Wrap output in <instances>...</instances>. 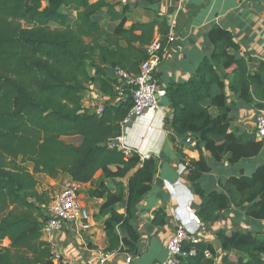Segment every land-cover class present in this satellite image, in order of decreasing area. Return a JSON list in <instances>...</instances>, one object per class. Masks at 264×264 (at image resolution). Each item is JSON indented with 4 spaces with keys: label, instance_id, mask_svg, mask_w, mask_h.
I'll return each mask as SVG.
<instances>
[{
    "label": "trees",
    "instance_id": "obj_1",
    "mask_svg": "<svg viewBox=\"0 0 264 264\" xmlns=\"http://www.w3.org/2000/svg\"><path fill=\"white\" fill-rule=\"evenodd\" d=\"M62 7L75 11L74 25ZM102 9L109 20L118 21L113 31L97 18ZM126 11L106 0H0V264H55L41 232L50 196L36 188L35 173L51 178L64 173L83 183L101 170L115 190L102 181L88 191L91 197H105L96 217L107 215L104 233L88 246L138 253L132 208L156 181L159 157L141 159L137 152L127 155L111 146L132 106L130 87L117 80L114 69L137 73L147 57L144 47L158 34L165 50L170 29L159 14L127 26ZM208 37L212 50L191 76L165 88L167 127L180 136L181 145L184 134L193 135L215 162L226 159L234 165L260 154L264 141L253 131L230 130L226 91L264 108V61L252 73L250 56L236 53L239 45L225 27L210 28ZM92 83L107 96L99 114L82 105L83 91ZM212 84L219 92L210 105H203ZM210 106L217 110L214 117ZM76 135L81 136L78 144L62 138ZM211 168L202 154L186 164V179L200 199L198 218L216 221L236 207L264 221V162L250 175L242 169L239 176H229L221 188L204 184L202 177ZM154 216V224L164 223L161 211ZM215 241L218 247L204 239L186 243L184 249L195 254L180 257L178 264H264V230H243L231 223L215 231Z\"/></svg>",
    "mask_w": 264,
    "mask_h": 264
},
{
    "label": "crops",
    "instance_id": "obj_2",
    "mask_svg": "<svg viewBox=\"0 0 264 264\" xmlns=\"http://www.w3.org/2000/svg\"><path fill=\"white\" fill-rule=\"evenodd\" d=\"M106 1L114 3L116 10L127 7L125 12L127 26L134 22L153 20L158 14L165 17L170 29L168 35L171 37L163 51L158 71L159 82L164 89L171 82L186 81L201 58L211 52L212 44L208 32L216 25L232 32L234 40L239 45L236 53H247L250 56L248 67L252 73L257 71L259 62L264 61V0ZM96 16L108 31H113L118 24V21H111L106 17L105 9L98 12ZM155 35L158 37V34ZM90 74H94L93 69L90 70ZM229 80L230 77L226 79V82ZM98 88L97 83L86 85L82 105H94L99 100L107 98L102 94L98 95L100 98L95 96L96 92H100ZM218 92L219 87L212 84L209 89L210 97L204 99L202 104L210 105L211 97ZM226 96L227 103L232 109L230 130L252 132L254 116L259 110L264 111V108L259 109L253 102L247 103L239 100L233 92L228 90ZM158 100V108L147 109L140 117L121 127L120 133L122 142L129 146L132 152H137L141 159L151 154L159 157L156 181L132 208V226L139 235L138 241L135 242L138 253L133 255V262L127 263L126 252L123 250L104 251L102 247L89 248L88 246L92 238L104 233V221L107 217V215L96 217L105 197H91L88 191L97 187L102 181L110 190H115L113 182L99 170L90 181L80 182L79 198L90 214V229L78 237L73 230L67 228L63 231V235L59 236V240L57 239V248L66 259V264H153L160 262L167 256L166 245L173 233L174 214H179L186 228L196 230L199 236L205 238L204 240L215 239V233H207V227L212 226V230L215 229V231L222 225L230 227L231 222L221 217L195 229V222L190 219L187 208L190 207L197 212L200 199L194 192L193 184L186 179L184 166L190 159H198L202 154L212 167L202 177L204 184L208 187L221 188L229 176H239L242 169L244 174L250 175L257 165L264 162V155H261L264 154V148L256 157L234 165L229 164L226 159L215 162L204 144L196 145V138H193L195 144L181 145L180 136L174 132L169 133L166 117L170 113V103L165 94ZM210 113L212 117L216 116V108L210 106ZM79 138L80 142L81 136ZM39 174L43 182H37L36 188L38 191L45 190L49 194L55 192L64 180L70 178L64 173L54 178L43 173ZM122 206L125 205L122 204ZM158 211L164 214V223L156 225L153 219ZM245 217L249 221H260ZM101 259H103L102 262H100Z\"/></svg>",
    "mask_w": 264,
    "mask_h": 264
},
{
    "label": "built area",
    "instance_id": "obj_3",
    "mask_svg": "<svg viewBox=\"0 0 264 264\" xmlns=\"http://www.w3.org/2000/svg\"><path fill=\"white\" fill-rule=\"evenodd\" d=\"M170 37L168 35L169 40ZM144 48L147 57L140 63L137 73H130L123 68L114 69L117 80L130 87L132 97V106L122 119L120 123L121 127L140 117L147 109L158 108V99L165 94V89L161 86L158 78L159 66L164 51L161 48L159 37H155ZM98 95L101 96V93L96 92L95 96L98 97ZM103 101L99 100L96 104L85 107H90L94 112L99 114L103 109ZM253 132L257 140L264 141L263 110H259L254 116ZM169 133L171 134L172 131L170 130ZM185 143L195 144V140L188 134L185 138ZM111 146H115L127 155L132 153L131 148L122 142L120 135L113 139ZM184 169H186V165ZM80 185V182L71 177L64 180L62 185L52 193L49 202L44 206L46 220L41 228L42 238L49 243L51 259L55 264H66L67 262L57 248V239L59 240V236L61 237L63 235V231L70 228L79 237L82 236L84 231H88L91 226L88 209L82 204L79 198ZM187 210L190 213V219L195 222V229L204 226V222L198 218L196 211L190 207ZM200 240L202 238L198 232L187 229L181 216L174 214L173 233L166 245L167 256L164 260L153 264H178L180 257L186 256L187 254H195L194 249L187 251L184 249V245ZM133 259L132 254L126 253L127 263H132ZM102 261L103 259L100 260V262Z\"/></svg>",
    "mask_w": 264,
    "mask_h": 264
},
{
    "label": "rangeland",
    "instance_id": "obj_4",
    "mask_svg": "<svg viewBox=\"0 0 264 264\" xmlns=\"http://www.w3.org/2000/svg\"><path fill=\"white\" fill-rule=\"evenodd\" d=\"M62 11L64 12H67L69 13V22L71 24H75L77 21H76V13L75 11H72L71 9H69L68 7H62ZM24 24V22H23ZM66 142H72L74 144H77L80 140L79 136H63L62 137ZM261 155H264V154H261ZM264 159V157H263ZM30 170L33 168V165L32 163L30 162H25L24 163ZM35 177L37 179V181L39 183H42L43 182V179L41 178L40 174L39 173H35ZM121 189H123L121 187ZM52 195V192L51 194L49 195L51 197ZM223 219L227 220V222H231V223H235L236 226L240 227L241 229L243 230H264V221L263 222H260V221H252V220H247L244 213H243V210L240 209V208H235L233 207L231 210H228L224 215H223ZM243 219V220H241ZM224 226V225H222ZM207 233H215V229L212 230V226H209L207 227ZM213 233V234H214ZM208 235V234H207ZM201 237V236H200ZM202 239H205L203 236L201 237ZM208 240L211 241L210 238H208ZM212 242L215 243V245L218 247V243L217 241H215V239L213 238ZM4 244L6 245L7 244V241H4ZM220 257L221 255H219L216 259L217 262L220 261Z\"/></svg>",
    "mask_w": 264,
    "mask_h": 264
}]
</instances>
